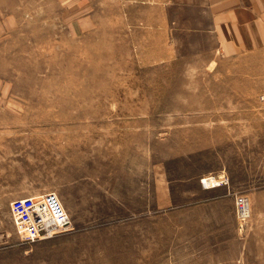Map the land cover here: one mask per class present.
<instances>
[{"label":"rangeland","instance_id":"374dc122","mask_svg":"<svg viewBox=\"0 0 264 264\" xmlns=\"http://www.w3.org/2000/svg\"><path fill=\"white\" fill-rule=\"evenodd\" d=\"M0 264H264V0H0Z\"/></svg>","mask_w":264,"mask_h":264},{"label":"built area","instance_id":"2783aa9c","mask_svg":"<svg viewBox=\"0 0 264 264\" xmlns=\"http://www.w3.org/2000/svg\"><path fill=\"white\" fill-rule=\"evenodd\" d=\"M199 182L203 189H210L227 185L228 179L224 176L205 175L200 177ZM234 206L236 217L242 224L250 215L249 199L245 195L235 194ZM10 212L26 241L50 237L73 226L72 217L63 201L52 191L17 197L10 204Z\"/></svg>","mask_w":264,"mask_h":264},{"label":"crops","instance_id":"0c3cea01","mask_svg":"<svg viewBox=\"0 0 264 264\" xmlns=\"http://www.w3.org/2000/svg\"><path fill=\"white\" fill-rule=\"evenodd\" d=\"M219 2L221 1V0H218Z\"/></svg>","mask_w":264,"mask_h":264}]
</instances>
